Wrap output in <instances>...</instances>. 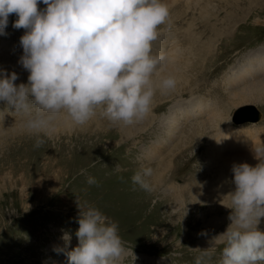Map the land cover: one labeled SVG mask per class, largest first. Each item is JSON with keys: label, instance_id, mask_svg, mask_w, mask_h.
<instances>
[{"label": "rangeland", "instance_id": "374dc122", "mask_svg": "<svg viewBox=\"0 0 264 264\" xmlns=\"http://www.w3.org/2000/svg\"><path fill=\"white\" fill-rule=\"evenodd\" d=\"M163 3L170 16L159 28L153 53L165 59L152 78L158 85L173 70L177 84L167 92L157 86L146 126L144 120L100 124L105 137L86 140L78 138L85 125L59 114L37 148V137L23 126L27 116L0 101V264H68L67 253L78 246L79 207L86 203L118 224L128 252L117 264H195L200 252L192 249H214L206 264H219L222 245L214 238L231 223L227 194L235 186L232 171L223 170L221 178L218 166L234 158L254 167L259 162L254 146L264 143V94L257 102L234 100L264 80V0ZM16 19L11 14L0 35V73H15L18 86L27 84L29 73L19 63L25 30L12 27ZM250 67L255 73L244 74ZM244 105L254 106L260 119L234 125L231 117ZM230 128L237 139L228 137ZM165 157H170L165 176L188 173L175 179L174 188L153 195L132 183L135 172ZM89 176L99 186L89 185ZM194 186L188 195L183 192ZM257 228L264 232V218Z\"/></svg>", "mask_w": 264, "mask_h": 264}, {"label": "clouds", "instance_id": "9594fccd", "mask_svg": "<svg viewBox=\"0 0 264 264\" xmlns=\"http://www.w3.org/2000/svg\"><path fill=\"white\" fill-rule=\"evenodd\" d=\"M11 14L17 16L12 27L25 30L19 63L29 75L27 84L17 86L15 73H0V101L27 116L23 126L37 137V148L59 114L75 126L98 113L110 125L132 126L150 112L157 86L164 92L176 87L174 77L158 85L152 78L165 59L153 53L159 28L170 16L163 0H0V35ZM253 151L259 161L254 167L232 168L231 223L214 238L222 245L219 264L264 262V232L257 228L264 218V143ZM152 172L144 167L131 181L150 192L146 178ZM86 182L99 186L91 176ZM79 209L78 246L67 253L68 264H117L128 252L118 224L87 203ZM192 250L200 252L195 264H206L214 251Z\"/></svg>", "mask_w": 264, "mask_h": 264}, {"label": "bare ground", "instance_id": "6f19581e", "mask_svg": "<svg viewBox=\"0 0 264 264\" xmlns=\"http://www.w3.org/2000/svg\"><path fill=\"white\" fill-rule=\"evenodd\" d=\"M213 18H215V17H213ZM216 19V18H215ZM214 19V20H215ZM210 22V21H209ZM215 22V21H214ZM204 32V31H203ZM250 63V62H249ZM252 63V62H251ZM256 65V64H255ZM260 66H262V69L264 70V64H262V65H260ZM25 70V69H24ZM167 70H169V69H167ZM166 70V71H167ZM255 68H252V67H250V69L249 70H247V72H245L244 74H246V75H251V74H254L255 73ZM165 71V72H166ZM25 72L26 71H24L21 75H23V74H25ZM167 72H169V71H167ZM28 73V72H27ZM165 74V76L167 75V73H164ZM170 74H171V76L172 77H174L173 75L175 74L174 73V71L172 70L171 72H170ZM238 75V74H237ZM20 76V75H19ZM163 76V75H162ZM170 76V75H169ZM28 77V76H27ZM240 77V76H239ZM24 78V77H23ZM175 78V77H174ZM21 79V78H20ZM163 79H164V77H163ZM158 80V79H157ZM159 81V80H158ZM181 90L183 91L184 90V88H181ZM263 94H264V80H260L259 82H256V83H253V84H250V85H248L246 88H245V90L244 91H241V92H239V94L238 95H236L235 97H234V100H235V102L236 101H238V102H244V101H248V100H251L252 102H257V101H261L263 98ZM154 107V106H153ZM157 108V107H156ZM156 108H155V110H156ZM100 117H102L101 115H100ZM103 118V117H102ZM146 119H148V118H146ZM144 126H146L147 124H148V120L147 121H145V119H144ZM100 124H103V125H106V126H108L109 125V122L105 119V118H103V119H99V115L97 114V116H95L94 118H92L85 126H86V130H82L81 132H78V133H82V134H80V135H78V138L79 139H86V140H92V139H95V138H99L101 135H102V137H105L104 135H105V133L104 132H102L106 127L104 126V128H100L101 126H98V125H100ZM252 124H254V123H252ZM72 125V124H71ZM170 125L172 126L173 125V123L171 122L170 123ZM96 127V128H95ZM97 127H99V129L97 128ZM98 129V130H97ZM217 129V128H216ZM148 132H150V131H148ZM227 133L228 134H230L229 136L227 135ZM227 133L226 134H224V135H227L228 137H231L233 140L234 139H237L238 137L237 136H235L234 135V131H232L231 130V128H230V130L229 131H227ZM150 135V134H149ZM222 135V134H221ZM124 136H126V134H123L122 135V137H124ZM223 136V135H222ZM224 137V136H223ZM228 137H226V138H228ZM225 140V139H224ZM229 142V141H228ZM234 142V141H233ZM110 148V147H109ZM178 148V147H177ZM153 151V150H152ZM174 152V151H173ZM176 153H177V150L175 151ZM220 152V151H219ZM176 153L173 155V158L175 159V155H176ZM148 155V154H147ZM147 155H145V156H147ZM179 157V156H178ZM223 157V156H222ZM150 158V157H149ZM225 161V163H224V165L223 164H221L220 166H218V168L219 169H221L220 171H219V175L221 174V178H222V173L224 172L223 170H227L228 171V173H230V171H232V168H233V166L234 165H239V164H241V163H247L246 161H244V160H239V159H232V160H229V161H226V160H224ZM223 161V162H224ZM221 162V161H220ZM177 168H176V170H179V168H180V163L178 162V164H177ZM170 167V157H165L162 161H161V163H157L156 165H154L152 168V170H153V172H152V174H153V179L151 178V177H149V180L151 179V181H148L150 184H151V186H152V191H151V193L153 194V195H157L160 191H159V189L160 188H163V187H166V188H168V187H173L174 188V186H175V179H176V181H179L180 179H182L183 180V178L185 177V176H187L188 175V173L186 174V175H184V174H179V176H170V177H167V176H165V173H166V171L168 170V168ZM223 171V172H222ZM226 171V172H227ZM176 173H178V171H176ZM227 173V174H228ZM231 174H232V172H231ZM184 175V176H183ZM219 175H217V176H219ZM225 175V174H224ZM229 175V174H228ZM220 178V179H221ZM224 178V177H223ZM232 178V177H231ZM214 179H216L215 177H214ZM147 180H148V178H147ZM212 182H213V180H212ZM176 188V187H175ZM196 187L194 186V187H192V188H189V189H184L183 190V192L186 194V195H188L190 192H192V190H194ZM172 189V188H171ZM210 190H212L211 189V187L208 185L207 186V194H206V197H208V193H210ZM172 191H175L174 189H172ZM225 192V191H224ZM216 197L218 198V199H221V198H223V196H221L220 195V193L218 192L217 193V195H216ZM164 201V200H163Z\"/></svg>", "mask_w": 264, "mask_h": 264}, {"label": "water", "instance_id": "95a60500", "mask_svg": "<svg viewBox=\"0 0 264 264\" xmlns=\"http://www.w3.org/2000/svg\"><path fill=\"white\" fill-rule=\"evenodd\" d=\"M260 119L259 111L252 105H244L238 107L232 117L231 122L234 125H242L245 123H256Z\"/></svg>", "mask_w": 264, "mask_h": 264}]
</instances>
